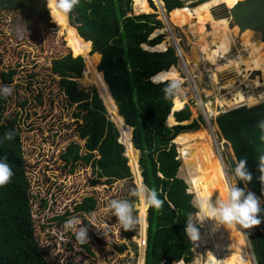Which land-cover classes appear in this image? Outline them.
Returning a JSON list of instances; mask_svg holds the SVG:
<instances>
[{
  "label": "trees",
  "instance_id": "16d2710c",
  "mask_svg": "<svg viewBox=\"0 0 264 264\" xmlns=\"http://www.w3.org/2000/svg\"><path fill=\"white\" fill-rule=\"evenodd\" d=\"M162 2L167 15H171L174 21L181 20L190 12L199 15L205 11V14L196 20L197 24L200 25L198 21L200 18H205L207 23L225 21L232 45L238 44L241 47L235 58L244 64L246 73H249L252 64L242 49L238 31L232 29L228 18H216L209 11L212 6L223 4V1L197 0L190 3L191 8L188 10L180 0H162ZM149 4L139 0H81L80 5L72 12L68 24H56L52 21L46 0H0V11H30L32 14L40 15L49 26H55L61 34H65L66 42L69 41L67 46L70 52L54 58L51 61V71L60 76L59 85L68 103L75 105L74 117L81 120L77 134L85 140L88 151L92 153L79 155L78 143L71 142L60 155L63 166L68 167L69 171L77 166L78 162L90 167L96 178L90 181L93 186L98 184L100 179H106L107 182L130 180L132 175L127 165L128 161L136 185L142 180L150 188L157 190L159 198L164 201L159 211L152 208L145 209L141 200L137 204L138 216L142 220L138 239L140 257L137 262L143 264L146 239L144 264H161L163 261L164 264H170L181 258L189 261L192 257L190 252L192 241L185 234L184 226L195 211V207L191 203L193 195L187 191L186 182L177 176L180 162L178 146L173 141L179 136L191 135V130L188 128L195 122L186 124L189 119L187 105H184L186 102L181 100L176 103L175 98H165L163 89L166 82H151L150 78L153 75V77L167 73L178 75L176 67L178 56L173 47L169 46L163 50L166 47L165 41H161L163 33L152 35L154 29L162 27L163 23L155 13H149L154 12L153 4L150 1ZM220 7L223 15L230 13L234 17L243 46L247 50L250 46L249 52L254 59V69L258 72L262 88L260 89L258 82L253 79L251 81L256 84L257 89L259 87V92L263 93L264 0H232L228 4L231 8L227 9L223 5ZM133 10L136 13H144L133 14ZM256 30L260 31L261 39L251 41L252 34ZM183 31L189 32L188 29ZM66 33L70 35L69 39ZM82 44H90V53L99 54L97 72L101 77L102 86L114 102L117 113L128 125L125 126L126 129L131 131L132 127L131 142L135 151L139 152L140 177L138 178L135 175L134 160L121 138L114 114L109 109L108 98L103 94L102 88L86 91L76 82L82 71L84 81L92 74L90 66L82 55L73 56L78 50H83ZM143 46L147 48L156 46L163 51L150 50ZM211 51L221 52L212 47V44ZM194 54H189V64L195 69ZM230 70L234 72L233 79H235L237 74L233 68L222 73ZM10 71L1 75L6 76L8 80ZM210 71L211 69L209 73ZM256 97L260 98V101L264 100L258 95ZM4 103L5 98L0 97V141H2L0 157H7L15 175L11 183L0 187V264H51L43 251L41 240L37 238V229L32 218L31 190L26 176L22 143L15 125L16 119L14 115H4ZM256 103L251 104L253 106H241L220 113L215 117V123L223 142L230 144L237 162L240 160L246 162V169L252 179L245 189H250L260 201L262 199L264 202V183L260 180L259 171V158L264 156V142L260 141L261 132L256 127L257 122L264 119V101ZM170 111H174L173 114ZM211 127L216 131L212 121ZM10 130L14 131L15 138L12 141L3 140L5 133ZM118 139L123 144L118 143ZM181 159V169H184L185 173L190 171L186 175L195 198L197 193L200 196H207L209 192H213V200L226 195L216 189L219 175H209L208 170H203L200 165H196L195 168L192 164L194 168L189 169L188 164L191 163L187 162L185 165V157L182 154ZM232 165V170H235L236 166L233 163ZM237 182L243 186L242 181ZM86 201L92 202L88 199ZM260 207L261 224L247 229V234L257 264H264V203ZM54 219L59 221L62 215L50 217V220ZM51 223L52 221L49 223L50 226ZM231 233V230H226L217 233L216 236H227L225 239H228ZM78 246L88 251L87 244H78ZM115 249L121 251L124 245L115 246ZM200 251L203 257L209 256L205 254V249L200 248ZM239 260L241 259L228 256L222 258L218 264H236ZM208 262L209 260L206 264Z\"/></svg>",
  "mask_w": 264,
  "mask_h": 264
},
{
  "label": "rangeland",
  "instance_id": "374dc122",
  "mask_svg": "<svg viewBox=\"0 0 264 264\" xmlns=\"http://www.w3.org/2000/svg\"><path fill=\"white\" fill-rule=\"evenodd\" d=\"M139 1L148 3V0ZM195 1L197 0H182L181 2L188 10L191 8L190 3ZM150 2L154 6V12L149 13H155L163 23L162 27L154 29L152 35L163 33L161 41H165L166 47H174V41L176 42L174 38H177L179 53L198 54L195 70L191 64L183 63L181 53L182 57L176 64L177 74L183 81L184 91L182 95L175 98V102L179 103L181 100L186 102L184 105H187L189 113L186 124H190L191 121L195 122L188 128L191 130V135L179 136L174 140L178 146L177 153L179 152L178 160L180 162L177 176L184 179L188 186L187 190L192 193V205L195 207V195L186 175L190 171L185 173V170L181 169V154L185 157V165L187 162L191 163L188 164L189 169L194 168L192 164L195 165V168L196 165H200L203 170H208L209 175H219V181L216 182L218 192L227 193L225 179L220 174L217 159L225 169L229 184L237 183V187L244 188L246 193L251 191L249 188V190L245 189L247 186L243 181V186L236 181L232 163L236 166L237 159L230 144L222 141L220 131L214 124L215 117L220 114L219 112L256 103L261 100L256 95L264 98V92H259L261 81L258 78V72L254 69L255 64L249 58V50L241 42L242 49L252 64L248 75L244 64L235 58L241 47L237 42V46L232 45L229 33L228 35L225 33L228 31L225 21L207 23L205 18H200L199 25L196 20L206 11L199 15L190 12L179 21H173L171 15L168 16L165 12L169 22L160 15L153 0ZM229 3L230 1L227 4L212 6L211 14L216 18H228L229 20V16L223 15L220 7V5L227 7ZM141 13H136L133 10V14ZM24 29L26 31H23ZM183 29H188L189 32L183 31ZM21 32L23 33L22 38L19 35ZM69 38L70 35L67 34V39ZM67 42L69 44L68 40ZM67 42L65 34H61L55 26H49L40 15L37 16L26 10L0 11V85L14 87L13 94L5 98L4 115L11 114L16 119L15 125L18 129L19 139H21L26 176L30 184L32 218L37 229V238L41 240L43 251L51 264H138L137 261L140 257L139 225L135 231H125L120 228L116 223V218L108 210L111 199H127L132 202L135 209L134 214L138 216L137 204L139 200L131 194L136 183L129 162L127 161V165L132 175L130 180L107 182L106 179H100L98 184L92 186L90 181L96 178L90 167L78 162L77 166L69 171L68 167L63 166L60 159L67 144L71 142L78 143L79 155L92 153L88 151L85 140L77 134L81 120L74 117L75 105L68 103L64 91L59 85V75L51 71V61L70 52ZM211 44L221 52H212ZM198 45L201 46L199 50L197 49ZM83 47V50H78L77 54H81L85 58L92 74L84 81L82 71L81 76L76 78V82L80 88L86 91L102 88L103 94L108 98L109 109L114 114L121 138L126 143L127 151L130 152L129 154L134 160L135 175L138 178V176L140 177L139 152L135 151L131 142L132 130L126 129L114 102L102 86L101 77L97 72V65L100 62L99 54L90 53V44L83 45ZM154 48L158 51L162 50L160 47L155 46ZM232 68L237 74L235 79H233L234 72L232 70L222 73ZM209 69H211L210 73ZM8 70H11L7 76L10 79L6 80V76H2L1 73ZM220 73L222 74L220 75ZM220 77L222 80L230 81L223 82ZM251 79L259 83L258 89ZM206 106L208 112H206ZM211 121L216 128L213 147L207 136L212 133L209 125ZM118 143L123 144L119 139ZM86 199L92 200V202L87 203ZM263 203L261 200L260 206ZM196 214L195 207L192 216H196ZM56 215H62V219L59 221L57 219L50 220V217ZM73 216L79 217L88 229L90 238L89 244H87L88 251L78 246L73 231H65L63 227L64 223ZM50 221H52L51 226ZM223 231L225 230H218L215 233ZM239 231L245 239L246 246L241 239L235 238L233 230L228 239H225L227 236L221 237L216 234L213 238L218 242L221 240L229 242L232 254H227L226 257L231 256L237 260L242 259L246 264H253L250 254V237L246 230L239 229ZM199 232L201 237L204 232L203 225ZM199 240L196 242V246L194 243L191 246V261L197 256L208 261L210 256L208 258L201 255ZM121 245H124V249L117 251L115 246ZM205 251L207 255L208 252ZM202 261L198 258L195 260V264H202ZM211 264H213L212 259Z\"/></svg>",
  "mask_w": 264,
  "mask_h": 264
},
{
  "label": "clouds",
  "instance_id": "9594fccd",
  "mask_svg": "<svg viewBox=\"0 0 264 264\" xmlns=\"http://www.w3.org/2000/svg\"><path fill=\"white\" fill-rule=\"evenodd\" d=\"M80 2L81 0H46V7L54 23L68 24L72 12L80 5ZM23 31L26 30L24 29ZM19 35L22 38L23 33L21 32L19 33ZM166 48L167 47H165L163 50H165ZM173 48L175 49V54L178 56L179 59L180 56L178 54V44L177 46H175V42H174ZM149 49L153 50L151 48ZM153 76L150 78L152 83L166 82V86L163 89L166 99L177 98L183 94L184 91L182 88L183 81L179 78L178 75L174 73H167L157 77H153ZM13 92H14L13 86L0 85V97L7 98L11 96ZM173 112L170 111V113L172 114ZM256 127L261 132V135L259 136L260 141L264 142V119L259 120L257 122ZM14 138H15V133L14 131L10 130L5 133L3 140L12 141ZM0 143H2V141H0ZM245 164L246 162L244 160H240L237 162V165L234 170V176L237 179V181H243L246 186L247 183L251 181L252 177L251 174L248 173ZM259 171L261 173L260 180L262 183H264V156H261L259 158ZM14 175L15 173L12 169V166L9 164L7 157L6 156L0 157V187L7 186L9 183H11ZM188 192L190 193V191ZM131 194L135 196L138 200H141L143 202L145 209L152 208L155 209L156 211H159L163 207L164 201L159 198V194L157 190H155L154 188H150L142 181L135 186ZM212 196H213V192H209L207 196H200L198 193L196 194L194 203L197 209V214L196 216H192L191 214L184 226L185 234L195 244V246H196V242L200 239L199 229L206 219L214 221L216 227L222 225L226 229L239 228V229H244L246 231L247 229H251L261 224V219L259 218V214L262 211L260 207V200H259L260 198L257 197L251 191H248L246 193L244 188L237 187V183H236L234 185L233 184L229 185L227 193L223 198L216 197V199L213 200ZM191 203L193 202L191 201ZM108 210L116 218V223L119 224L120 228L125 231H135L137 229V226L142 223L141 218L134 214L135 209L133 207L132 202L127 199H111L108 204ZM197 219H198V223H197ZM107 226L108 225L106 224V227ZM63 227L65 231L74 232L75 240L78 242L79 245L89 244L90 238L88 236V229L86 226L83 225V222L80 220L79 217L73 216L69 218L64 223ZM244 234L247 235L246 233ZM145 248H146V239L143 250V254H144L143 264L145 257ZM251 250L254 254V258L256 261L252 244H251ZM190 252H191V248H190ZM209 255H210V260L208 264H211V256L213 255L211 253H209ZM178 261H183L186 263V262H190L191 259L189 261H186L181 258L177 261H173L170 264H176L178 263ZM164 263L165 262L163 261L161 264ZM238 264H246V262L241 259L238 261Z\"/></svg>",
  "mask_w": 264,
  "mask_h": 264
},
{
  "label": "bare ground",
  "instance_id": "6f19581e",
  "mask_svg": "<svg viewBox=\"0 0 264 264\" xmlns=\"http://www.w3.org/2000/svg\"><path fill=\"white\" fill-rule=\"evenodd\" d=\"M153 2H154V4L156 5V7L158 8V10H159V12H160V15L164 18V19H166V20H168L169 21V19L167 18V15H166V13H165V7H164V5H163V2L161 1V0H153ZM173 20V19H172ZM170 22V21H169ZM173 22V21H172ZM232 27V29H237L238 31H239V29H238V27H237V25H236V23H235V25H232L231 26ZM166 28V27H165ZM175 40H176V42H177V38H174ZM238 39H239V41L240 42H242L241 41V38H240V36H238ZM251 41H254V39L252 38L251 39ZM177 44H178V42H177ZM242 44H243V42H242ZM150 48H152V47H150ZM201 48V46L200 45H198V47H197V49L199 50ZM249 48H250V46H249ZM249 48H248V50H249ZM181 53V55L183 56V63H189V57H190V55L189 54H187V53H184V52H180ZM248 53H249V51H248ZM181 56V57H182ZM188 57V61H187V57ZM194 59H193V61L194 62H197V58H198V54L197 53H195L194 54ZM249 58H250V60L253 62V64H255L254 63V59H253V57L251 56V54L249 53ZM192 66V65H191ZM192 68L194 69V67L192 66ZM195 70V69H194ZM260 89H261V87H260ZM228 111H230V110H228ZM228 111H223V112H219V113H226V112H228ZM206 112H207V108H206ZM207 117V116H206ZM214 124H215V126H216V128H217V125H216V123L214 122ZM210 125V130H211V134H208L207 136H208V138H209V141H210V144H211V146L213 147V141L215 140V130L211 127V124H209ZM218 129V128H217ZM223 141V140H222ZM215 142V141H214ZM217 161H218V164H219V170H220V174H221V176H223V179H225V186H226V192H227V190H228V187H229V181H228V179H227V176H226V172H225V169H223V167H222V165H221V163H220V161L217 159ZM203 225H204V232H203V234H202V236L200 237V240H199V248H201V249H205V250H207V252H208V255H209V253H211L213 256H211V259H212V261H213V264H218V262L222 259V258H225L226 256L225 255H227V254H232V252H231V248H230V245H229V242L227 241V240H221L220 242H218V241H216L213 237H214V235L216 234L215 232L216 231H218V230H233V231H235L234 232V236H235V238H239V239H241L243 242H244V244H245V246H246V242H245V239H244V237L241 235V233H240V231H239V228H235V229H226V228H224L222 225L221 226H219V227H216V225H215V222L214 221H212V220H205L204 221V223H203ZM247 241V240H246ZM208 243H210V248H206V246H205V248H204V245L205 244H208ZM210 256V255H209ZM230 264H232V263H230Z\"/></svg>",
  "mask_w": 264,
  "mask_h": 264
},
{
  "label": "water",
  "instance_id": "95a60500",
  "mask_svg": "<svg viewBox=\"0 0 264 264\" xmlns=\"http://www.w3.org/2000/svg\"><path fill=\"white\" fill-rule=\"evenodd\" d=\"M219 4H221V3H219ZM226 7V6H225ZM227 9H229V8H231V7H226ZM228 16H229V21H230V26H232V25H235V19H234V17L230 14V13H228L227 14ZM252 37H253V39H255V40H257V39H261V33H260V31H258V30H256V31H254L253 32V34H252ZM175 42V41H174ZM263 44H264V42H263ZM175 46H177V42H175ZM91 48V47H90ZM145 48H147V47H145ZM154 50V49H153ZM78 55V54H77ZM73 56H76V55H73ZM101 74H102V72H101ZM102 76H103V74H102ZM111 93V92H110ZM262 101H264V100H262ZM261 101V102H262ZM256 104H258V103H256ZM111 120V119H110ZM112 121V120H111ZM113 122V121H112ZM114 123V122H113ZM115 125V124H114ZM124 125L125 126H128L127 124H125L124 123ZM131 130H132V128H131Z\"/></svg>",
  "mask_w": 264,
  "mask_h": 264
},
{
  "label": "built area",
  "instance_id": "2783aa9c",
  "mask_svg": "<svg viewBox=\"0 0 264 264\" xmlns=\"http://www.w3.org/2000/svg\"><path fill=\"white\" fill-rule=\"evenodd\" d=\"M178 54L180 56V59H181V55L179 53V50H178ZM197 222H198V219H197ZM203 225V224H202ZM203 231H204V225H203ZM205 246H207V248H210V243L208 244H205ZM250 254H251V257H252V260H253V264H256V261H255V258H254V254L252 252V250L250 249ZM198 258H200L202 261V264H206V259L205 258H202V257H199L197 256L193 261H190V262H183V261H178V263L176 264H195V260H198Z\"/></svg>",
  "mask_w": 264,
  "mask_h": 264
},
{
  "label": "crops",
  "instance_id": "0c3cea01",
  "mask_svg": "<svg viewBox=\"0 0 264 264\" xmlns=\"http://www.w3.org/2000/svg\"><path fill=\"white\" fill-rule=\"evenodd\" d=\"M149 1L150 0H148V4H149ZM162 1V0H161ZM180 1H182V0H180ZM220 1H223V4H227L229 1H231V0H220ZM150 5V4H149ZM164 5V4H163ZM154 10V9H153ZM210 11V10H209ZM165 12H166V10H165ZM174 14V13H173ZM173 19V18H172ZM174 21V20H173ZM218 21H222V20H218ZM211 22H214V21H211ZM210 23V22H209ZM238 31V30H237ZM225 33H227L226 35H228V31L227 32H225ZM227 40V39H226ZM187 191H189V190H187ZM193 243V242H192Z\"/></svg>",
  "mask_w": 264,
  "mask_h": 264
}]
</instances>
